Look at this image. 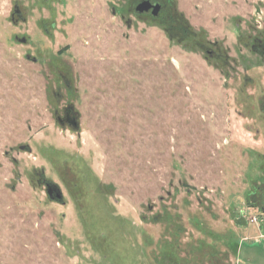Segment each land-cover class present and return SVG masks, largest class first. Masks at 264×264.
Returning a JSON list of instances; mask_svg holds the SVG:
<instances>
[{"label": "rangeland", "instance_id": "374dc122", "mask_svg": "<svg viewBox=\"0 0 264 264\" xmlns=\"http://www.w3.org/2000/svg\"><path fill=\"white\" fill-rule=\"evenodd\" d=\"M159 1L0 0V264H264V0Z\"/></svg>", "mask_w": 264, "mask_h": 264}, {"label": "flooded vegetation", "instance_id": "af4514ba", "mask_svg": "<svg viewBox=\"0 0 264 264\" xmlns=\"http://www.w3.org/2000/svg\"><path fill=\"white\" fill-rule=\"evenodd\" d=\"M144 2H148L151 5V8L148 9L147 11H143V12L136 11L138 6L142 5ZM156 6H157V9L155 10L156 11V13H155L152 7H156ZM133 9H134V12L138 16H146V17L148 16L152 19H157L158 17L161 16L163 10L165 9V6H164V3H162L159 0H136V3L134 5ZM153 12H154V14H153ZM255 42L257 43L258 40H255ZM259 46H260L259 53L262 54V58L264 60V41H263V43H259ZM62 81H63V84L65 85V87L68 88L69 86L67 84V81L65 79H63ZM58 119L61 120V126H66V127L72 128V126L70 125V121L71 120L77 121V115L74 113L73 107H67L63 110L62 116H56V122ZM46 184H49V183H45V185ZM45 185H44V187H45ZM49 199H55L53 193Z\"/></svg>", "mask_w": 264, "mask_h": 264}, {"label": "water", "instance_id": "95a60500", "mask_svg": "<svg viewBox=\"0 0 264 264\" xmlns=\"http://www.w3.org/2000/svg\"><path fill=\"white\" fill-rule=\"evenodd\" d=\"M151 8V5L148 2H144L142 5L138 6V8L136 9V11L138 12H143V11H147L148 9ZM154 12L156 13V7H152ZM153 12V14H154ZM57 123L61 126V120H57ZM70 125L72 126V128L74 130L78 129V123L76 120H71L70 121ZM45 189H46V194L47 196L50 198V196L52 195V193L54 194L55 200L57 201H62V193L61 191L58 189V187L56 185H50V184H46L45 185Z\"/></svg>", "mask_w": 264, "mask_h": 264}]
</instances>
